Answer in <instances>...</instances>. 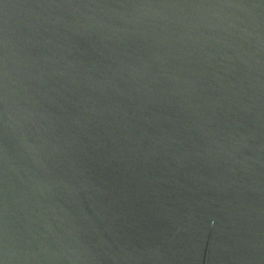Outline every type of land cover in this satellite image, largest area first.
Segmentation results:
<instances>
[{
  "label": "water",
  "instance_id": "1",
  "mask_svg": "<svg viewBox=\"0 0 264 264\" xmlns=\"http://www.w3.org/2000/svg\"><path fill=\"white\" fill-rule=\"evenodd\" d=\"M0 264H264V0H0Z\"/></svg>",
  "mask_w": 264,
  "mask_h": 264
}]
</instances>
